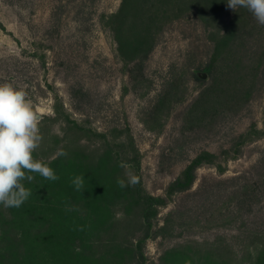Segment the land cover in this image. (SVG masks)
<instances>
[{"label": "rangeland", "instance_id": "obj_1", "mask_svg": "<svg viewBox=\"0 0 264 264\" xmlns=\"http://www.w3.org/2000/svg\"><path fill=\"white\" fill-rule=\"evenodd\" d=\"M122 1L0 0V83L24 89L39 110L34 159H73L109 176L113 192L118 178L127 183L124 161L145 193L167 201L138 260L140 207L129 196L115 197L113 216L90 239L95 260L264 261V26L242 7L207 24L182 16L138 56L121 48L111 28ZM203 154L208 161L192 187L172 192ZM46 196L54 210L53 192ZM47 256L46 264L55 261L53 251Z\"/></svg>", "mask_w": 264, "mask_h": 264}, {"label": "trees", "instance_id": "obj_2", "mask_svg": "<svg viewBox=\"0 0 264 264\" xmlns=\"http://www.w3.org/2000/svg\"><path fill=\"white\" fill-rule=\"evenodd\" d=\"M226 8H229L227 0H123L119 12L111 15L110 24L121 48L129 47L140 56L145 53L144 47L149 50L154 47L163 29L174 20L195 14L207 24L208 20H218L216 17ZM228 34L221 35L219 41L224 42ZM214 46L216 50V42ZM204 70L210 72L212 67L209 65ZM205 161H208L207 154L192 161L170 186L172 192L189 190L198 168ZM47 165L59 177L58 180L51 181L37 173H29L34 179L22 181L31 190L29 198L19 208L0 205V264H46L51 261L47 256L51 251L55 253V261L51 264H58V258H64V264H109L111 260L103 255L95 260L88 253V246L94 233L113 216L111 208L115 197L119 196H129L140 207L144 236L135 246L133 257L143 260V241L151 234L158 208L167 204L164 197L145 193L140 182L113 192L109 176L94 175L88 168L83 170L81 163L73 159L60 158ZM76 176L84 177L81 191L72 184ZM48 190L55 197L54 210L46 196ZM128 246L124 245L123 249ZM262 260L258 257L254 264H264ZM181 261L195 264L189 255L182 257ZM200 262L222 264L215 259Z\"/></svg>", "mask_w": 264, "mask_h": 264}, {"label": "clouds", "instance_id": "obj_3", "mask_svg": "<svg viewBox=\"0 0 264 264\" xmlns=\"http://www.w3.org/2000/svg\"><path fill=\"white\" fill-rule=\"evenodd\" d=\"M227 6L232 10L247 9L258 24L264 26V0H227ZM41 119L39 110L34 108L24 89L10 82L0 83V205L5 208H19L29 198L31 190L22 183L34 179L29 173H37L51 181L59 179L52 168L33 157L42 140ZM58 155L66 156L67 153L61 150ZM119 167L126 170L128 177L127 183L117 179L121 189L140 182L130 164L121 161ZM72 184L81 191L84 177H74Z\"/></svg>", "mask_w": 264, "mask_h": 264}]
</instances>
